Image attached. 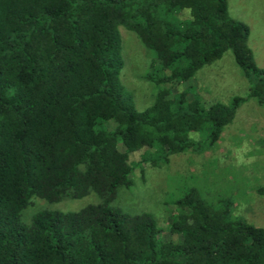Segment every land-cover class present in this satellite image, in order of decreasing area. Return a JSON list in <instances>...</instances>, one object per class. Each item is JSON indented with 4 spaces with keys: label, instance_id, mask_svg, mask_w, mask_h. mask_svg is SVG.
Segmentation results:
<instances>
[{
    "label": "trees",
    "instance_id": "16d2710c",
    "mask_svg": "<svg viewBox=\"0 0 264 264\" xmlns=\"http://www.w3.org/2000/svg\"><path fill=\"white\" fill-rule=\"evenodd\" d=\"M120 28L163 72L144 76L159 91L143 111L120 81ZM248 36L226 0H0V264H264V229L233 218L229 202L208 206L195 189L174 202L169 231L178 240L160 239L150 215L110 206L132 185L130 153L146 149L137 166L165 163L202 147L190 134L205 126L214 145L248 99L264 105ZM226 51L249 82L246 97L206 106L183 90L168 99L163 85L189 80ZM90 193L101 202L20 221L33 197Z\"/></svg>",
    "mask_w": 264,
    "mask_h": 264
},
{
    "label": "rangeland",
    "instance_id": "374dc122",
    "mask_svg": "<svg viewBox=\"0 0 264 264\" xmlns=\"http://www.w3.org/2000/svg\"><path fill=\"white\" fill-rule=\"evenodd\" d=\"M226 1L229 17L248 27L247 46L256 66L264 70V0ZM120 35L124 62L120 81L131 94L135 109L143 111L154 103L159 91V86L144 76L161 77L163 72L153 52L135 33L120 28ZM163 86L171 91L168 99L188 90L189 99L198 95L206 106L216 102L230 105L234 97H246L250 88L231 51L196 71L189 80ZM190 136L200 141L202 147L172 155L167 162L155 166L136 165L146 149L130 153V161L135 165L132 185L119 188L110 206L129 217L150 215L163 232L160 239L178 240L180 237L169 231L176 214L174 202L195 189L208 206L218 209L229 202L233 218L264 229V196L256 193L258 187L264 186V105H259L254 98L248 99L212 146L207 145L208 126ZM119 149L124 151L121 144ZM100 202L96 193L59 202L33 197L20 221L29 225L40 211L77 212Z\"/></svg>",
    "mask_w": 264,
    "mask_h": 264
}]
</instances>
